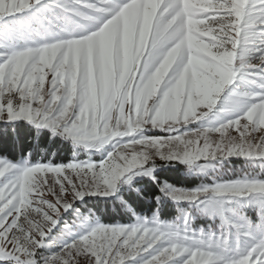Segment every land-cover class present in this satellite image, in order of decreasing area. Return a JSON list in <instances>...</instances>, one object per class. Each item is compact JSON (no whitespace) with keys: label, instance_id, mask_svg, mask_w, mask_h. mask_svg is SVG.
<instances>
[{"label":"snow or ice","instance_id":"obj_1","mask_svg":"<svg viewBox=\"0 0 264 264\" xmlns=\"http://www.w3.org/2000/svg\"><path fill=\"white\" fill-rule=\"evenodd\" d=\"M0 264H264V0H0Z\"/></svg>","mask_w":264,"mask_h":264},{"label":"trees","instance_id":"obj_2","mask_svg":"<svg viewBox=\"0 0 264 264\" xmlns=\"http://www.w3.org/2000/svg\"><path fill=\"white\" fill-rule=\"evenodd\" d=\"M57 162H60V161L58 160ZM165 215L168 216V215H170V214L166 212Z\"/></svg>","mask_w":264,"mask_h":264}]
</instances>
